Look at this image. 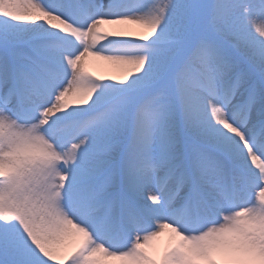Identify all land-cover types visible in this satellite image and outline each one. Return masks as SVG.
I'll return each instance as SVG.
<instances>
[{"label":"snow or ice","instance_id":"6c2138e0","mask_svg":"<svg viewBox=\"0 0 264 264\" xmlns=\"http://www.w3.org/2000/svg\"><path fill=\"white\" fill-rule=\"evenodd\" d=\"M0 264H264V0H0Z\"/></svg>","mask_w":264,"mask_h":264},{"label":"bare ground","instance_id":"6f19581e","mask_svg":"<svg viewBox=\"0 0 264 264\" xmlns=\"http://www.w3.org/2000/svg\"><path fill=\"white\" fill-rule=\"evenodd\" d=\"M89 68H97L98 70H102L103 73L101 74H113L116 72L115 69H112L110 67H108L106 65V62H103V61H96L94 59H89ZM97 75H99L98 73H96Z\"/></svg>","mask_w":264,"mask_h":264},{"label":"rangeland","instance_id":"374dc122","mask_svg":"<svg viewBox=\"0 0 264 264\" xmlns=\"http://www.w3.org/2000/svg\"><path fill=\"white\" fill-rule=\"evenodd\" d=\"M90 69V71H93V72H95V73H98L99 75L101 74V73H103V71L102 70H98L97 68H89ZM161 243H162V241H161Z\"/></svg>","mask_w":264,"mask_h":264}]
</instances>
